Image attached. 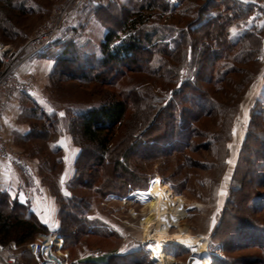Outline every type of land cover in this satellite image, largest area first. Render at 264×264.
<instances>
[{
    "label": "rangeland",
    "instance_id": "374dc122",
    "mask_svg": "<svg viewBox=\"0 0 264 264\" xmlns=\"http://www.w3.org/2000/svg\"><path fill=\"white\" fill-rule=\"evenodd\" d=\"M33 1L35 9H40L22 20L18 27V37L11 41L0 39L1 43L14 49L21 47L24 52L48 19L52 6L61 0ZM168 1L175 5L177 3V0ZM98 2L94 0L93 6ZM90 6L81 7L72 14L63 35L81 44L91 42L97 47L103 38L104 27L94 17ZM258 25L261 42L259 52L246 65L237 66L240 71L238 76L222 84L218 92L214 93L213 88L201 81L200 91L211 92L207 99L217 105V109L214 110V106L212 109L211 104L202 108L191 104L188 124L183 125L185 133L165 126V122L173 118V115L170 117L163 109H159L167 103V98L170 99L169 93L173 86L160 85L153 90L161 92V99L150 105L142 97L145 88L147 91L152 89L151 78L145 75V78L138 80L137 87L142 93L138 92L128 102L127 118L132 121L114 132L110 151L102 164L98 163L95 146L86 142L76 127H72V134L71 122L66 119L61 101L98 102L105 98L104 90L108 88L82 85L79 89L83 90H78L74 88L78 85L74 82L55 84L54 95L58 96L60 102L53 104L49 98V74L53 63L47 74L36 72L38 79L21 75L33 82L34 91L25 95L31 98L24 102L17 122L25 121L27 134L30 125L36 122L38 126L42 124L49 130L47 142L33 140L43 147V161H47L43 163L40 156L38 158L34 153H29V145L22 140L15 141L21 150L16 148L14 151L6 145L29 167V174L38 175L36 192L50 195L57 209V220L66 212L74 214L75 219L69 227L63 225L64 229L72 231L79 226L77 222L84 220L89 221L90 226L100 229L104 235L78 236L75 244L64 249L68 254V263L101 254H117L118 257L128 258L124 264H157L147 248L148 243L152 242L146 240L145 228L149 217L151 181L157 179L177 201L176 206L166 209L169 213L172 209L166 225L168 234L202 238V255L205 253L208 261L210 258L209 264L213 261L214 264H264L262 248L238 247V238L235 239L231 231L232 215H236L238 209L246 213L253 211L255 208L252 203L256 197L264 195V159L259 152V144L254 139L245 142V137L251 131L255 130L258 134L264 131V118L256 120L255 127L251 122L255 110H264V23ZM237 34L238 31L231 24L228 37ZM179 71V80L182 81L187 75L185 66ZM125 81H122L123 85ZM92 88L94 90L89 91ZM187 93L191 94L189 90ZM201 99L204 105L206 98ZM142 107L151 108L146 121L139 126L142 130H136L138 133L135 139L132 140L130 136L124 140L127 129L132 127L136 119V110ZM178 109L179 106L173 112ZM202 110L210 112L204 114ZM40 112L45 113L50 123L45 118H39ZM61 127H65L63 131H60ZM168 138L170 140L166 146L164 143ZM172 147H178V152L169 158L163 157ZM48 148H58L59 152L51 154ZM80 151L83 157L76 169L77 163L74 167V161L78 159ZM60 158L61 163L58 162ZM66 163L73 164L72 174L69 169L71 176L68 180ZM237 185H241V189L235 193L237 189L234 187ZM247 202L251 203L250 209ZM39 204L42 207L46 204L43 197ZM178 207L179 211L174 213ZM256 219L264 223V214L260 209ZM16 246L23 264H37L26 248L27 245ZM163 249V257L168 259V264H188L193 255L197 256L195 250L168 244Z\"/></svg>",
    "mask_w": 264,
    "mask_h": 264
},
{
    "label": "trees",
    "instance_id": "16d2710c",
    "mask_svg": "<svg viewBox=\"0 0 264 264\" xmlns=\"http://www.w3.org/2000/svg\"><path fill=\"white\" fill-rule=\"evenodd\" d=\"M93 1L90 3L94 8L90 6L91 11L104 27L99 46L95 47L88 41L81 44L65 37L64 28L58 39L39 56H51L53 60L49 74V98L53 104L60 102L58 96L54 95L55 84L74 82L78 84L74 86L78 90H83L79 89L82 85L108 88L104 90L105 98L98 102L61 101L66 119L71 122L72 134L76 127L80 136L95 146L100 164L105 162L110 151L114 132L132 121L127 118L128 102L138 92L142 93L137 87L138 80L146 76L151 78L152 89L147 91L145 88L142 97L150 105L161 99V92L153 90L160 85L173 86L169 93L170 99L167 98V103L159 109H163L170 117L173 115V118L165 122V126L185 133L183 125L188 124L191 104L199 108L211 104L212 109L213 106L214 110L217 109V105L207 99L211 92L200 91L201 81L213 88L214 93L218 92L222 84L238 76L240 71L237 66L249 63V59L256 56L261 48L258 25L260 16L254 13L251 3L241 0H177L176 5L168 0H99L95 6ZM39 9H35L33 0H0V39L11 41L18 37V27L22 20ZM231 24L235 26L238 34L229 38L228 27ZM175 34L178 36L175 37ZM183 66L187 75L180 81L179 69ZM124 80L126 84L123 85ZM92 90L94 89L89 91ZM188 90L191 94L187 93ZM193 92L197 95H193ZM201 98H206L204 105ZM177 106L179 109L173 112ZM150 111L151 108L147 107L136 110V119L132 127L127 129L124 140L130 136L132 140L136 138V130H142L139 126L146 121ZM202 112L207 114L210 111ZM39 118H45L49 122L45 113L40 112ZM252 118L251 122L255 127V121L264 118V110H255ZM170 120L172 121L169 122ZM63 128L65 127H61L60 131ZM261 131L260 134L255 130L251 131L245 137V142L249 139L258 142L259 152L264 159V131ZM49 136V130L42 124L38 126L36 122L30 125L29 133L21 140L29 145V153H34L38 158L40 156V161L44 163L47 161H43L44 149L33 140L47 142ZM169 140L170 138L164 143L166 146ZM48 151L56 154L59 149L48 148ZM167 151L163 156L165 158L178 152V147L169 148ZM82 157L83 152L80 151L78 159L74 161V167L77 163L76 169ZM58 162L61 163V158ZM234 188L237 193L241 185ZM250 204L247 202L249 209ZM252 204L255 208L253 211L246 213L238 209L239 212L232 215V236L238 238V247L262 248L264 253V223L256 219L259 209L264 214V195L257 196ZM178 211L179 207L174 213ZM64 214L60 215L56 230V234L63 239L64 249L75 244L78 236H104L100 229L90 226L89 221L84 220L77 222L79 226L72 231L64 229L63 225L69 227L75 219L71 212ZM47 232V228L27 204L20 203L6 192H0V243L14 241L17 245H27L38 233ZM169 246L180 247L175 244ZM125 261L128 258L118 257L117 254H101L77 259L69 264H124ZM209 261L205 256V264H209Z\"/></svg>",
    "mask_w": 264,
    "mask_h": 264
},
{
    "label": "built area",
    "instance_id": "2783aa9c",
    "mask_svg": "<svg viewBox=\"0 0 264 264\" xmlns=\"http://www.w3.org/2000/svg\"><path fill=\"white\" fill-rule=\"evenodd\" d=\"M92 1L61 0L57 2L52 6L48 19L28 43L24 52L21 47L14 49L0 42V115L17 97L34 91L33 82L21 76V69L25 63L45 52L58 39L72 14ZM241 1L251 3L254 13L260 17L264 16V0ZM0 158H9L20 166L24 165L1 136ZM16 249L14 242L0 243V264H23ZM27 249L37 264H69L63 239L58 234H39Z\"/></svg>",
    "mask_w": 264,
    "mask_h": 264
},
{
    "label": "crops",
    "instance_id": "0c3cea01",
    "mask_svg": "<svg viewBox=\"0 0 264 264\" xmlns=\"http://www.w3.org/2000/svg\"><path fill=\"white\" fill-rule=\"evenodd\" d=\"M262 22L264 23V16L260 17V23ZM52 63L53 61L51 56L42 57L39 59L37 56L25 63L21 69V75L32 76L34 79H38L36 72L47 74L51 69ZM30 98L31 96L28 97L25 95H20L12 103H10L0 115V136L3 141L7 143V145L13 148L14 151L16 148L21 150V148L15 144V141L21 140L22 137H24L28 132V126L25 121L24 123L17 121L19 120L20 114L22 112L24 102L29 101ZM72 165L73 164L66 163V168L68 170L66 172V174H68L66 177L67 180L71 176H69V169H71L70 172L72 174ZM28 168L29 167L26 165H18L12 159L0 158V192H6L12 198H16L20 203L27 204L30 210L37 216L41 224L47 228L48 234H56V230L58 228L56 206L50 195L47 193H42V195H40L36 192L38 187L37 181L39 180V177L37 174H29L30 172L28 171ZM42 197L46 203L43 207L39 204L40 198ZM39 234L43 233H38L37 236ZM31 242L27 244L26 248H28V245Z\"/></svg>",
    "mask_w": 264,
    "mask_h": 264
},
{
    "label": "bare ground",
    "instance_id": "6f19581e",
    "mask_svg": "<svg viewBox=\"0 0 264 264\" xmlns=\"http://www.w3.org/2000/svg\"><path fill=\"white\" fill-rule=\"evenodd\" d=\"M149 203V217L146 221L147 248L151 252V257L157 264H168V259L163 257L164 245L175 244L190 251H196L197 256L189 260L188 264H204L205 257L202 255L203 239L187 235H170L166 231V225L170 218V213L166 209L176 206L177 201L174 196L163 187L157 179L151 181Z\"/></svg>",
    "mask_w": 264,
    "mask_h": 264
}]
</instances>
